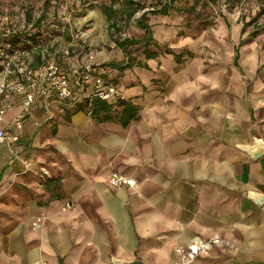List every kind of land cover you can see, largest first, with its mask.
Here are the masks:
<instances>
[{
	"label": "crops",
	"instance_id": "crops-1",
	"mask_svg": "<svg viewBox=\"0 0 264 264\" xmlns=\"http://www.w3.org/2000/svg\"><path fill=\"white\" fill-rule=\"evenodd\" d=\"M243 10L201 31L149 15L156 56L108 71L116 99L136 108L127 125L124 107L102 120L56 96L38 93L26 111L22 94L0 93V128L18 137L0 141V264H173L215 234L232 246L192 264H264V155L240 147L264 140V31ZM113 172L137 186L113 188Z\"/></svg>",
	"mask_w": 264,
	"mask_h": 264
},
{
	"label": "rangeland",
	"instance_id": "rangeland-1",
	"mask_svg": "<svg viewBox=\"0 0 264 264\" xmlns=\"http://www.w3.org/2000/svg\"><path fill=\"white\" fill-rule=\"evenodd\" d=\"M161 1L167 0H136V3L146 10L159 8ZM111 4L113 0H0V18L6 30L21 35L35 34L34 23L41 20V35L37 39L41 42H38L40 45L32 44L33 58L36 60L40 51L46 49L50 55L61 59L75 53V59L80 60L71 63L79 64L89 53H108L123 58L124 53L114 41L119 38L141 39L143 32L138 20L142 11L129 21L117 19V27L105 15L104 8ZM253 4L255 7L252 8ZM114 6L122 10L123 1L119 0ZM242 6L244 9L248 7V11H241V16L255 17L252 23L263 22L259 27L263 28L255 33L264 31V0H176L169 15L179 16L183 19L182 25L201 31L210 26L212 20L209 18L225 17L227 12H234ZM257 27L255 25L254 29ZM131 50L135 54L143 49L139 46ZM81 51L83 55L77 57ZM123 88H119L120 91Z\"/></svg>",
	"mask_w": 264,
	"mask_h": 264
},
{
	"label": "built area",
	"instance_id": "built-area-1",
	"mask_svg": "<svg viewBox=\"0 0 264 264\" xmlns=\"http://www.w3.org/2000/svg\"><path fill=\"white\" fill-rule=\"evenodd\" d=\"M4 29L0 18V38ZM41 55L43 64L34 68L30 50L10 51L0 41V74L4 77V82L0 83V93L7 91L9 97L14 93L22 94L26 111L36 103L38 93L47 99L56 96L61 102H69V104L85 99L91 101L95 98L111 100L117 95V88L114 85H106L95 76L97 66L95 54L91 53L82 63L71 66L69 70H63L57 57L50 55L46 49L42 50ZM5 111L6 107L0 111V120ZM24 121L25 118L22 116L13 124L21 129ZM6 140L16 141L18 137L8 135L0 128V141ZM109 182L117 190L137 186V181L133 177H127L119 172H113ZM71 207L72 205L68 203L64 210ZM42 222L43 217L35 218L32 229L39 230ZM217 246L230 247L232 242L219 234L209 239H196L189 245L177 249L178 257L173 264H192L201 256L209 255Z\"/></svg>",
	"mask_w": 264,
	"mask_h": 264
},
{
	"label": "trees",
	"instance_id": "trees-1",
	"mask_svg": "<svg viewBox=\"0 0 264 264\" xmlns=\"http://www.w3.org/2000/svg\"><path fill=\"white\" fill-rule=\"evenodd\" d=\"M123 1V9L119 10L115 8V3L119 2V0H113V4H111L109 7H105V15L109 22H113V25H116L118 27L119 22H117V19L119 18H125L127 21L132 20L135 15L142 11V15L140 19L138 20V26L145 31L144 37L141 39H133V38H119L116 39L114 42L116 45L122 50L124 53V60L123 62H115L110 61L107 63H104L102 65L96 66V72L95 76L100 78L106 85H113L115 84L113 79H109V73L108 71L112 69H117L119 71H124L127 68L132 67V60L136 59L137 56L135 54L131 53V49L134 47H141L146 54L147 58H154L156 56L155 52H151V46L154 45V39L152 38V31L150 29V26L148 25V16H167L169 14L170 9L173 6V3L176 0H167L165 2L161 1L159 8H151V9H144L143 6L136 3V0H121ZM195 2L199 0H194ZM123 16V17H122ZM41 20H38L34 23V26H36L37 32L35 34H26L21 35L16 32H11L9 30L4 29L2 31V36L0 38V41L6 45L10 51L18 49V50H31L33 45L32 44H38L37 41L38 38H40L41 32L39 31V28L41 27ZM41 53V51H40ZM40 53L37 56L36 64L37 66H40L42 64V55ZM83 55V51L77 54V57ZM90 55V53H89ZM75 53L69 54L66 58L67 59H58V63L62 67L63 70H69V68L73 65H78V63H71L73 61H79L80 58L75 59ZM85 57H88V54L84 55ZM83 57V59L85 58ZM179 60V56H177ZM85 60V59H84ZM82 60V61H84ZM81 61V62H82ZM80 62V63H81ZM79 63V64H80ZM115 86V85H114ZM116 87V86H115ZM117 95L112 98L111 100H102L100 98H95L93 100H87L85 99V103L78 104V102H74L69 104L70 106H76V110H81L85 107H89L92 110V114L94 117H98L102 120H109L111 117L109 116V113L112 112L113 108L115 106L124 107V110L120 116V121L127 125L129 121L136 117L137 111L134 106L128 104L124 99L118 98L116 99ZM78 104V106H77ZM100 115H103L100 117Z\"/></svg>",
	"mask_w": 264,
	"mask_h": 264
},
{
	"label": "water",
	"instance_id": "water-1",
	"mask_svg": "<svg viewBox=\"0 0 264 264\" xmlns=\"http://www.w3.org/2000/svg\"><path fill=\"white\" fill-rule=\"evenodd\" d=\"M241 149L251 154L253 159H258L264 155V140L263 138H255L254 146L240 145ZM264 200L263 196L258 197L257 203H261ZM132 262H118L114 261V264H131Z\"/></svg>",
	"mask_w": 264,
	"mask_h": 264
}]
</instances>
